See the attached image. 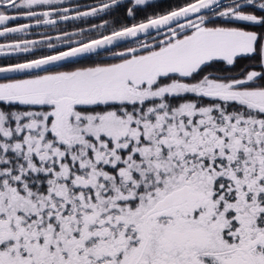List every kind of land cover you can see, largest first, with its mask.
I'll return each mask as SVG.
<instances>
[{
    "label": "snow or ice",
    "instance_id": "snow-or-ice-1",
    "mask_svg": "<svg viewBox=\"0 0 264 264\" xmlns=\"http://www.w3.org/2000/svg\"><path fill=\"white\" fill-rule=\"evenodd\" d=\"M63 4L0 0V37L21 34L0 55L32 53L0 65V264H264V32L249 30L264 0L22 38L110 7ZM150 29L162 38L140 41ZM254 57L259 70L205 72Z\"/></svg>",
    "mask_w": 264,
    "mask_h": 264
},
{
    "label": "flooded vegetation",
    "instance_id": "flooded-vegetation-1",
    "mask_svg": "<svg viewBox=\"0 0 264 264\" xmlns=\"http://www.w3.org/2000/svg\"><path fill=\"white\" fill-rule=\"evenodd\" d=\"M102 3H108L110 5V7L104 11L98 12L97 15H95V16L82 17V18L77 19V20L62 21V22H58V24L55 26L41 25L38 28H34L29 35L23 36L22 38L39 40V39H41V34L56 37L57 35H60L62 33V31L73 32V31H78L80 29L86 30L85 36H91L92 38H97L100 33L107 34L112 29H116V26L119 23H121L123 20H125L126 25L130 24V23L140 22L139 20H135V21L131 22L130 20L133 16H129L127 13V8L133 6V0H117V3H115V4H112L111 0H70V1H65L64 4L61 6L70 7L73 10V12L70 14H74V12L76 10L89 11L93 7L99 8L102 5ZM222 3L228 4V3H230V0H224V1H222ZM138 6H141V5H138ZM136 8H137V6H136ZM120 11H122L123 16H120L119 14H117V12H120ZM138 11H141V9ZM136 13H137V11L135 12V14ZM135 14H134V16H136ZM115 20H118V21L116 22L115 25L114 24L112 25L111 22H113ZM105 21H107V24H105ZM126 21H128V22H126ZM24 22H27V21L20 20V21L10 22V26H14L17 23H24ZM94 25L95 26L104 25V27L103 28H95V27H93ZM258 27H264V26L256 25L255 28H258ZM255 28H250V30H255ZM20 36H21V34H14L13 37H0V44L10 43V42H12L13 38H19ZM160 36H158V38ZM150 37L151 36L140 37L139 40L140 41H147L150 43L151 41H154L155 39H157L156 37H154V38H150ZM74 39H81V37L77 36ZM119 45H120V48H117L115 50H122L123 48H126V47L136 46V39L124 42V43L119 44ZM38 47H43V46H38ZM60 47L66 48V46H64V45H61ZM35 49H37V48H35ZM35 49L33 51H35ZM52 51L53 50H51V49H47L45 54L52 53ZM30 54L31 53H26V54H24V53H11L8 55H0V59L4 62H7V63H2L0 65H4V64H8V63L21 62L24 60L25 57H29ZM94 59L109 60L111 58H110V55L107 53L102 57H97L94 54H91V55H88L84 58H80V60H82V61H80V63L87 61V60H94Z\"/></svg>",
    "mask_w": 264,
    "mask_h": 264
},
{
    "label": "trees",
    "instance_id": "trees-1",
    "mask_svg": "<svg viewBox=\"0 0 264 264\" xmlns=\"http://www.w3.org/2000/svg\"><path fill=\"white\" fill-rule=\"evenodd\" d=\"M185 2L186 0H147L144 5L137 6V11L140 9L141 10L146 9L145 10L146 13L144 15L133 16L130 21L131 22L135 20L142 21L145 19L146 16H154V15L162 14L164 12L169 11L172 8H175L177 5L184 4ZM257 14H260V13L257 12ZM255 27L256 25L250 26L249 28H255ZM257 61H258V57H254L252 59L244 58V59L238 60V62L234 66H228L222 62H216L212 64L209 68L213 69L214 67H217V70L224 71V74H221V75H225V74H230V72L235 71L234 68L237 65H239L236 71L240 73L246 67L249 68V70L251 67H256V70H259ZM2 63H7V62H4L0 59V64ZM211 73L218 75L214 73V71H211Z\"/></svg>",
    "mask_w": 264,
    "mask_h": 264
},
{
    "label": "rangeland",
    "instance_id": "rangeland-1",
    "mask_svg": "<svg viewBox=\"0 0 264 264\" xmlns=\"http://www.w3.org/2000/svg\"><path fill=\"white\" fill-rule=\"evenodd\" d=\"M65 1H70V0H64V2ZM146 10V9H145ZM145 10H141V11H137V13L135 14L136 16L137 15H144L146 12H145ZM117 14H119L120 16H123L122 15V11H120V12H117ZM118 20H115V21H113V22H111V24L113 25H115L116 24V22H117ZM219 21V19L217 18V22ZM126 22H128V21H126ZM219 23V22H218ZM131 24H133V23H130V24H127V26H129V25H131ZM126 24H125V20H123L121 23H119L117 26H116V29H119L121 26H125ZM113 28V27H112ZM249 30H250V28H249ZM252 31H256V32H258V33H260V32H264V27H258V28H255V30H252ZM110 33V32H109ZM157 39H155V40H158V39H161L162 38V35L158 38V37H156ZM155 40L154 41H151L150 43H154L155 42ZM47 51V48L46 47H37V49H35V51H34V53H35V55L36 56H40V55H44L45 54V52ZM49 54H51V53H49ZM32 55V53L30 54V56ZM95 55V54H94ZM80 61H82V60H80ZM100 60L99 59H94V60H87V61H84V62H81V63H79V64H69V65H67V67L66 68H62V69H59V70H67L68 68H71V67H78V66H88V65H91V64H93V63H96V62H99ZM109 62H111V59H109L108 60ZM22 62V61H21ZM223 63V62H222ZM214 64V63H213ZM5 65V64H4ZM239 67V65H237L234 69H235V71H233V72H230V74H225V75H222V76H232V75H236V74H238L239 72L238 71H236L237 70V68ZM211 71H214V73H216V74H218V75H221V74H224V71H220V70H217V67H214L213 69H210V68H206L205 69V72L207 73V72H211Z\"/></svg>",
    "mask_w": 264,
    "mask_h": 264
},
{
    "label": "water",
    "instance_id": "water-1",
    "mask_svg": "<svg viewBox=\"0 0 264 264\" xmlns=\"http://www.w3.org/2000/svg\"><path fill=\"white\" fill-rule=\"evenodd\" d=\"M221 1H223V0H221ZM168 12V11H167ZM166 13V12H165ZM164 14V13H163ZM138 23V22H137ZM129 26H131V25H129ZM150 31V33H151V37L150 38H154V37H158V36H160V35H158L157 34V31L155 30V29H150L149 30ZM163 31H165V30H161V32L163 33ZM107 34H110V33H107ZM144 36H146V35H144V34H141L140 35V37H144ZM139 37V38H140ZM133 39H136V38H126V39H124V40H122V41H119L118 43L119 44H122V43H124V42H127V41H130V40H133ZM91 55V54H90ZM4 74H0V78H2V76H3ZM7 75H10V76H12V75H17V74H7Z\"/></svg>",
    "mask_w": 264,
    "mask_h": 264
}]
</instances>
